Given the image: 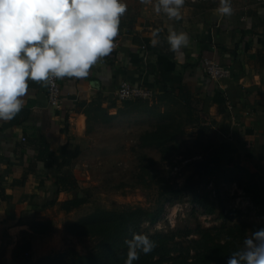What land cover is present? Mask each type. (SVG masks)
Segmentation results:
<instances>
[{
    "label": "crops",
    "instance_id": "crops-1",
    "mask_svg": "<svg viewBox=\"0 0 264 264\" xmlns=\"http://www.w3.org/2000/svg\"><path fill=\"white\" fill-rule=\"evenodd\" d=\"M169 27L187 33L189 46L170 51L166 39ZM157 29L159 43L153 46L152 33ZM117 38L120 47L100 58L87 78L60 79V108L49 105L47 86L29 80L17 121L12 125V120L0 121V184L9 197L0 198V243L3 234L12 236L8 247L12 259L23 232L32 239V258L37 254L36 241L46 236L33 232L29 222L31 217L42 220L48 208L44 211L41 205L49 197L48 187L54 180L38 159L40 138L44 137L56 153L66 144L80 146L90 124L78 103L101 101L118 117L113 92L124 79L152 87L156 94L150 104L164 101L168 93L178 96L183 88L201 103H207L206 116L236 148L257 150L256 154L264 148V6L224 16L213 8L191 5L181 9L180 20L138 19ZM206 56L230 66L232 76L210 81L201 63ZM65 193L59 194V202L66 200Z\"/></svg>",
    "mask_w": 264,
    "mask_h": 264
},
{
    "label": "rangeland",
    "instance_id": "rangeland-1",
    "mask_svg": "<svg viewBox=\"0 0 264 264\" xmlns=\"http://www.w3.org/2000/svg\"><path fill=\"white\" fill-rule=\"evenodd\" d=\"M124 2L128 8L121 17L119 32L138 19L158 22L166 17L154 11L155 0L148 4L140 0ZM191 5L216 9L219 0H185L184 7ZM231 6L234 13L242 14L264 6V0H231ZM154 99L119 102L113 98L118 117L90 123L89 133L81 141V154L65 168L77 179L74 193L86 198V202L71 212L64 211L60 202L41 205L44 211L48 208L41 218L49 232L36 241L37 254L33 260L40 255L94 251L99 238L77 236L67 229L71 223L99 209L121 211L141 207L154 212L162 207L158 219L145 218L141 230L169 236L173 256L192 258L206 233H211L215 241L230 240L242 246L245 237L259 230L264 216L245 190L251 177L239 167L240 163L246 164L257 171L256 181L264 182V161L257 169L244 159L246 150L239 149L232 164L226 160L218 162L211 152L219 143L220 128L206 116L204 104L197 97L192 105L200 115L198 124L187 121V109L180 99L167 96L164 101L150 104ZM165 120L182 127L177 138L168 144L169 151L145 146L142 136ZM177 189H184L182 196L170 194ZM196 194L207 196L214 211L209 212L196 202ZM70 195L66 192L63 197L67 199ZM31 218L30 223L35 220ZM12 239L8 233L3 234L0 253L3 248L6 252L0 258L1 264H26L9 255Z\"/></svg>",
    "mask_w": 264,
    "mask_h": 264
},
{
    "label": "clouds",
    "instance_id": "clouds-1",
    "mask_svg": "<svg viewBox=\"0 0 264 264\" xmlns=\"http://www.w3.org/2000/svg\"><path fill=\"white\" fill-rule=\"evenodd\" d=\"M184 5L185 0H155L153 8L172 21L181 19ZM127 8L124 0H0V121L22 111L29 80L48 86L53 78H87L91 67L113 51ZM215 11L231 16V0H219ZM159 32L152 33L153 46L159 43ZM166 39L172 52L190 44L188 34L173 27ZM124 243V264L156 247L144 233L133 232ZM227 264H264V229L245 237Z\"/></svg>",
    "mask_w": 264,
    "mask_h": 264
},
{
    "label": "trees",
    "instance_id": "trees-1",
    "mask_svg": "<svg viewBox=\"0 0 264 264\" xmlns=\"http://www.w3.org/2000/svg\"><path fill=\"white\" fill-rule=\"evenodd\" d=\"M212 80L210 79V81ZM167 96L173 99H180L184 103L187 109L188 122L196 124L200 122V115L198 112V114L196 113V109L192 105L195 97L189 91H185L182 88L178 96H175L173 93H168ZM225 102L226 99L221 103L220 109L223 110L222 104ZM78 106L86 114L88 124L100 118L110 121L115 116L110 113L109 108L103 106L101 101H81L78 103ZM203 107H207L206 102H204ZM16 121L17 119L14 118L10 124L12 125ZM181 128V125L175 126L174 121H162L154 130L148 131L142 136V142L145 146H156L162 152L169 151L168 144L177 138L181 132ZM218 138L219 143L214 146L211 157L216 158L218 162L226 160L229 164H232L235 161L234 154L239 149L222 133L219 134ZM40 141L38 159L45 163V171L52 173L54 179L53 183L48 187L50 194L43 206L55 205L59 202V194L65 191L72 195L66 200L61 201L60 205L64 211L71 212L86 202V198L81 197L78 193H74L78 188L75 175L65 170L81 154V147L79 145L70 147L66 144L60 147L59 153H56L50 149L44 137H41ZM256 151L249 150L244 159L254 162L256 168L259 169L262 166L261 162L264 161V148L258 150L259 152L257 153L259 154H256ZM239 168L251 177V184L245 187V190L251 195L252 201L258 207L260 214L264 216V182L256 181L257 171H252L246 164L240 163ZM183 192L184 189H177L170 194H174V197H177L182 196ZM0 198L2 200L9 198L2 183L0 184ZM194 200L203 205L207 211H214L207 196L196 194ZM161 211L162 207H159L154 212L147 211L141 207L121 211L99 209L81 217L79 220L71 223L67 230L70 234L77 236L99 238L96 249L88 254H80L75 251L62 252L60 254H49L33 260L31 256L32 239L28 232H23L21 239L13 249L12 256L16 262H24L26 264H124L127 254V245L124 241L131 239L133 232L144 233L141 230V225L145 218L156 221ZM30 227L35 233L49 232V229L46 228V223L42 220H34L30 223ZM259 229H264V223L260 225ZM147 235L151 240L155 241L156 247L148 254L141 252L139 259L134 261L133 264H227L231 252L241 246L237 242L230 240L225 242L215 241L211 233H206L198 242L200 248L196 249V254L192 258L180 255L173 256L171 254L172 249L170 247L169 236L165 234ZM5 252L6 248H3L0 258Z\"/></svg>",
    "mask_w": 264,
    "mask_h": 264
},
{
    "label": "built area",
    "instance_id": "built-area-1",
    "mask_svg": "<svg viewBox=\"0 0 264 264\" xmlns=\"http://www.w3.org/2000/svg\"><path fill=\"white\" fill-rule=\"evenodd\" d=\"M114 45L113 51L120 47V40L118 38L115 39ZM201 63L205 74L210 79L221 81L232 76L231 67L221 64L215 58L206 56L202 59ZM155 94V90L152 87L124 79L113 92V97L119 102L135 100L147 101L152 100ZM47 98L52 108L56 109L62 106L63 98L60 79L53 78V83L47 86ZM23 139L25 140V137Z\"/></svg>",
    "mask_w": 264,
    "mask_h": 264
}]
</instances>
